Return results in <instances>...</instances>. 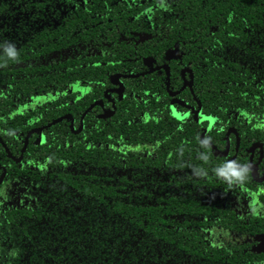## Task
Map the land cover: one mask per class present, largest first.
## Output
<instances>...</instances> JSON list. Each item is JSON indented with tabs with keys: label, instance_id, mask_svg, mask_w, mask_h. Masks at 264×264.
Listing matches in <instances>:
<instances>
[{
	"label": "trees",
	"instance_id": "obj_1",
	"mask_svg": "<svg viewBox=\"0 0 264 264\" xmlns=\"http://www.w3.org/2000/svg\"><path fill=\"white\" fill-rule=\"evenodd\" d=\"M143 57L168 64L174 86L189 68L192 91L170 97L163 71L125 80L113 116L95 106L79 134L68 119L33 132L13 162L30 129L70 114L77 130L109 75L145 70ZM198 103L213 117L204 140L223 151L235 128V163L258 142L262 171L264 0H0V139L13 155L0 149V264H264L252 250L264 181L200 143L205 123L184 109Z\"/></svg>",
	"mask_w": 264,
	"mask_h": 264
},
{
	"label": "flooded vegetation",
	"instance_id": "obj_2",
	"mask_svg": "<svg viewBox=\"0 0 264 264\" xmlns=\"http://www.w3.org/2000/svg\"><path fill=\"white\" fill-rule=\"evenodd\" d=\"M145 58H147V57H143L142 58V64L145 66V70H143V71H139V72H137V73H131V72H125V71H121V72H115V73H113V74H111V75H109V84H108V86L103 90V99H97V100H95V101H99V100H102V102H103V106H100V105H97V106H99L100 107V110H101V112H100V114H104V110H111L112 108H113V106L115 107V112H116V102H117V100L119 99H122V97H123V95H125V92H126V89H127V82H125V80H128V79H138L139 77H142V76H144V75H146V74H148V70L150 69V67L148 66V65H146L145 63H144V59ZM161 65H168V64H165V63H163V64H158V63H156V61H154V63L152 64V67L153 68H156L157 66H161ZM169 66V65H168ZM148 67V68H147ZM151 67V68H152ZM159 71H163L162 73L164 74V77H165V80H164V87H165V90H166V92H167V94L170 96V97H175V96H177V95H179V93L180 92H183L184 90H186V89H188L189 91H192V84H191V87L189 86V82L190 81H192V83H193V77H192V73H191V71L189 70V68H187V67H184V68H182L181 70H180V72H179V76H180V78H181V83L180 84H177L176 86H174V85H172V77H171V71H170V67H169V78H168V80H167V76H166V71H165V69H159V70H155L154 72H159ZM182 71H184V73H182ZM145 72V74H141V73H144ZM154 72H151V73H154ZM161 73V72H160ZM113 75H120V77H119V80L121 81V83L123 84V90H122V92H121V94H118V93H116V89L118 88V86L117 85H115V84H112L111 83V81H110V78H111V76H113ZM126 75H138L136 78H126V77H124V76H126ZM177 77H174V79H176ZM186 82V84H185V82ZM173 95V96H172ZM121 96V97H120ZM95 101H93V102H95ZM192 106H194V105H191V107ZM191 107L190 108H184L185 110H188V111H191L192 110V112H190V113H188L189 114V116H191L192 117V119H193V121L195 122V123H197V124H204L205 123V125L203 126L204 128H203V131L208 127V125H209V120L207 119H205V120H201V119H203L204 117H206V115H203V113H199L196 117H195V113H196V111H197V109H198V105H197V109H195V106L193 107V109H191ZM88 108V107H87ZM114 112V113H115ZM89 113V112H88ZM114 115V114H113ZM82 116V115H81ZM195 118H197V120H198V122L196 121V119ZM80 119H81V117H80ZM182 120H190V118L188 117V116H186V117H184V116H182ZM39 127H42V126H39ZM34 128H36V127H34ZM229 128H231V127H227V129H226V131L229 129ZM43 130V129H42ZM202 131V132H203ZM226 131H225V135H226ZM37 132H40V131H37ZM201 132V133H202ZM200 133V134H201ZM27 134V133H26ZM31 136V135H30ZM238 137H239V135H238ZM199 138H200V136H199ZM231 138H233L234 139V143H233V146H231ZM29 139H30V137H29ZM37 140V136L35 137V139H34V141L33 142H35ZM2 142V140H1V142H0V149L2 148V149H4L5 150V152H6V155H7V157H8V159H11V157L13 156L10 152V154H11V156H9V153H8V151H7V146ZM28 143H29V140H28ZM256 143V142H255ZM252 144H254V143H252ZM252 144H250L249 145V147H248V161L246 162V164L245 165H247L250 161H252L253 163H256L258 166H257V174H256V177L257 178H261L262 176H263V174H264V169L261 171V169H260V167H259V160H261L262 159V157H263V149H262V151L260 150V148H256L255 150H254V153H253V157H252V160H251V152H249V149H250V147L252 146ZM28 145V144H27ZM214 146V145H213ZM22 147H23V145H22ZM22 147H21V149H22ZM226 147V146H225ZM225 147H224V149H223V151L225 150ZM239 148H240V138H239V145H238V147H237V150H236V138H235V136H234V134H230L229 135V151H228V154L227 155H229V154H231V156L230 157H232L234 154L236 155L237 153H238V151H239ZM261 148H263V146L261 147ZM21 149H20V152H21ZM19 155H20V153H19ZM19 155L17 156V157H14L13 156V158H18L19 157ZM241 157L243 156L242 154L240 155ZM257 159L256 160V162L254 161V159ZM231 159V158H230ZM12 160V159H11ZM22 160V159H21ZM14 162V161H13ZM15 163H20V162H15ZM240 166H244V165H240ZM5 168V166L4 165H2V164H0V169H1V175H2V173H3V169L2 168ZM249 172V175H250V177L252 178V175H251V172L250 171H248ZM1 175H0V177H1ZM252 180H253V178H252ZM254 181V180H253ZM256 182V181H255ZM257 183H260V182H257ZM264 234V233H263Z\"/></svg>",
	"mask_w": 264,
	"mask_h": 264
},
{
	"label": "water",
	"instance_id": "obj_3",
	"mask_svg": "<svg viewBox=\"0 0 264 264\" xmlns=\"http://www.w3.org/2000/svg\"><path fill=\"white\" fill-rule=\"evenodd\" d=\"M154 59L151 58V57H147L144 59V63L146 65H148L150 67V69L147 71L148 73H151V72H154L155 70H159V69H165L166 71V76H167V80L169 78V66L168 65H161V66H157L156 68H153L152 67V64L154 63ZM152 67V68H151ZM182 73H184V71H182ZM141 74H145L144 73H141ZM138 75H126L124 77L126 78H136ZM119 77L120 75H113L111 76L110 78V81L112 84H115L118 86V88L115 90L116 93L118 94H121L122 90H123V84L121 83V81L119 80ZM185 82V81H184ZM186 84V82H185ZM191 84H192V81L189 82V86L191 87ZM173 96V95H172ZM121 97V96H120ZM97 105H100V106H103V102L102 100H99V101H95L93 102L85 111L84 113L82 114L81 116V119H80V125H79V128L77 130H75V127H74V119L73 117L70 115V114H66V115H63L62 117H59L55 120H53L52 122L42 126V127H36V128H32L30 129L26 136H25V139H24V143H23V147L21 149V152H20V155L18 158H13L14 162H20L21 159L23 158V153L25 152L26 150V147H27V144H28V140H29V137L30 135L33 133V132H37V131H41L42 129H45V128H48L49 126H52L58 122H60L61 120H64V119H68L70 121V130L72 133L74 134H79L83 128H84V122H83V118L85 117V115L90 112L93 107L97 106ZM115 112V107L113 106V108L111 110H104V114L101 115V117H111L113 116ZM201 112V107H200V104L198 103V109L196 111V113L194 114L195 117ZM196 121L198 122L197 118H195ZM209 120V125L208 127L200 134V143H202L203 145L205 146H210L214 149L215 151V154L219 155V156H227L228 154V151H229V135L230 134H234L235 138H236V150H237V147L239 145V137H238V133L236 131L235 128L231 127L229 128L227 131H226V147H225V150L224 151H219L216 149L215 146H213L211 143L209 142H206L204 140V135L206 132H208L210 129H211V126H212V123H213V117L211 116H206L204 117L203 119L201 120ZM0 142H1V139H0ZM3 144V143H2ZM262 145L258 142L252 144V146L250 147L249 149V152H251V160H252V157H253V153H254V150L256 148H260V150L262 151ZM8 151V149H7ZM9 153V151H8ZM9 156H11V154L9 153ZM235 160H236V155L234 154L231 159H230V162L231 163H235ZM236 167L234 168L235 170H243L244 171V167H246V171H250L251 172V175H252V178L254 181L256 182H262L264 181V174L261 178H257L256 177V174H257V164L256 163H253L252 161H250L247 165H244V166H240V165H237L235 163ZM3 173L0 177V183L2 182L3 180V177L5 175V168L3 167ZM255 239L257 240V243L253 246L252 250L254 252H257V253H264V234H259L255 237Z\"/></svg>",
	"mask_w": 264,
	"mask_h": 264
},
{
	"label": "clouds",
	"instance_id": "obj_4",
	"mask_svg": "<svg viewBox=\"0 0 264 264\" xmlns=\"http://www.w3.org/2000/svg\"><path fill=\"white\" fill-rule=\"evenodd\" d=\"M4 51H5L6 55H7L8 57H11V58H15L16 55H17V53H16L14 47L11 46V45L8 46L7 48H5ZM226 167L229 168V169H233V168L236 167V165H235V163H231V164L226 165ZM244 171H246V167H244ZM235 174H236V175H239V173H235Z\"/></svg>",
	"mask_w": 264,
	"mask_h": 264
}]
</instances>
